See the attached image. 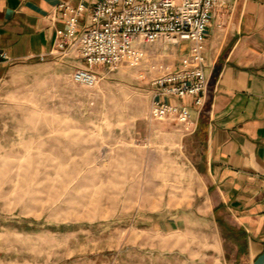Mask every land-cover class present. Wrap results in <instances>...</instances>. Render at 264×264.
<instances>
[{"label":"rangeland","instance_id":"1","mask_svg":"<svg viewBox=\"0 0 264 264\" xmlns=\"http://www.w3.org/2000/svg\"><path fill=\"white\" fill-rule=\"evenodd\" d=\"M183 49L157 42L150 63L99 68L93 88L72 80L77 53L8 69L0 264H236L195 171L201 141L151 116L153 66L174 69Z\"/></svg>","mask_w":264,"mask_h":264},{"label":"crops","instance_id":"2","mask_svg":"<svg viewBox=\"0 0 264 264\" xmlns=\"http://www.w3.org/2000/svg\"><path fill=\"white\" fill-rule=\"evenodd\" d=\"M82 3L84 28L92 0H0V79L15 63L55 59L66 26L58 7ZM206 46L205 103L191 108L202 144L195 171L214 218L233 230L230 260L264 264V0H219Z\"/></svg>","mask_w":264,"mask_h":264},{"label":"built area","instance_id":"3","mask_svg":"<svg viewBox=\"0 0 264 264\" xmlns=\"http://www.w3.org/2000/svg\"><path fill=\"white\" fill-rule=\"evenodd\" d=\"M218 3L219 0H92L90 24L84 28L79 25V17L87 6L61 4L58 9L66 26L57 31L55 52L50 56L77 53L83 66L74 70L72 80L93 88L99 81V68L139 69L155 54L151 47L157 42L183 46V56L174 69L153 66L154 70L164 71L154 80L159 99L152 105L151 116L154 120L174 121L191 134L195 129V122L190 120L191 108L203 107L209 86L206 45Z\"/></svg>","mask_w":264,"mask_h":264}]
</instances>
